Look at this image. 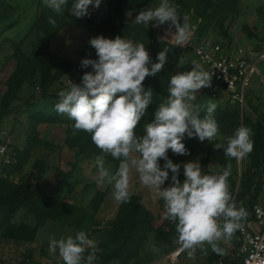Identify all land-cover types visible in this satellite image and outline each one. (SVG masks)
Wrapping results in <instances>:
<instances>
[{"label": "rangeland", "instance_id": "rangeland-1", "mask_svg": "<svg viewBox=\"0 0 264 264\" xmlns=\"http://www.w3.org/2000/svg\"><path fill=\"white\" fill-rule=\"evenodd\" d=\"M73 3L74 0H67L57 13L43 0H0V112H3L0 143L14 146L17 152L12 163L0 165V264H64L58 252L49 254V237H74V227L61 215L71 214L74 205L88 206L96 196L101 205L95 228H113L117 220L129 225L131 213L138 206L144 210L141 213L153 216L142 227L139 255L126 264H229L239 239L238 230L230 239L217 242L221 252L213 251L205 243L196 246L192 255L191 249H185L174 258L172 254L181 244L175 224L165 219L164 201L144 186L139 174L131 169L129 191L135 197L131 196L126 203L117 202L113 184L107 179L99 182L95 158L105 157L110 174H115L119 166L103 152L82 153V144L89 133L74 129V121L67 114L55 111L58 93L69 89L71 82L79 84L84 72L92 70L80 65L82 59H97L89 40L98 35L114 39L123 32L133 42L143 43L153 62H158V54L167 49L163 68L143 82L145 89L152 92L159 85L158 77L168 87L172 75L190 71L195 61L163 39L165 42L157 46L154 34L150 41L136 36L140 24L135 16L141 9L122 4V18L113 14L111 27L106 24L110 14L106 0H101L98 8L90 5L89 15L83 18L72 15ZM159 3L160 0H153L149 7L155 8ZM170 3L178 5L180 16L198 23L201 37L238 41L264 53V0H170ZM49 18L55 20L54 26ZM153 23L143 26L151 29ZM245 27L255 34L254 38ZM48 42L50 52L61 59L55 60L57 68L51 70L49 79L43 74L42 58L36 54L38 50L43 54ZM261 73L262 77L256 75L251 82V101L245 119L239 109L221 97H212L209 87L197 92L192 103L199 107L201 119L206 115L207 103L216 104L212 117L218 124L219 135L211 142L185 136L183 143L189 155H177L171 150L167 153L173 163L181 165L197 160L202 170L209 173H220L230 165L229 191L237 206L245 208L246 217L251 214L250 201L259 181V173L252 164L253 155L264 152V61ZM43 78L47 79L46 85L42 84ZM166 93L168 90L161 91ZM241 125L252 131L253 150L241 159L228 158L213 144L225 143L223 137L233 135ZM164 163L163 159L159 161L162 169ZM171 175L169 170V180L162 187L171 183ZM178 178L184 180L182 166ZM53 197L59 201L53 202ZM3 210L12 212L2 218ZM89 239L92 244L86 248L82 264H87V257L93 254L92 264H103L99 262L101 238L92 235Z\"/></svg>", "mask_w": 264, "mask_h": 264}, {"label": "clouds", "instance_id": "clouds-1", "mask_svg": "<svg viewBox=\"0 0 264 264\" xmlns=\"http://www.w3.org/2000/svg\"><path fill=\"white\" fill-rule=\"evenodd\" d=\"M59 13L67 0H43ZM101 0H74L72 15L83 18L89 15L92 5L100 6ZM138 24L154 22V27L168 25L167 35L183 44L191 35L188 17L181 18L178 5L170 0H160L155 8L141 10L136 16ZM182 21V22H181ZM55 25V20L49 18ZM175 31H172V29ZM97 59L85 58L81 68L85 71L79 84L58 93L55 111L67 114L74 121V129L91 135L93 143L105 154L119 160V168L110 174L103 155L95 158L98 180L113 184V197L117 202H129V173L139 174L141 183L152 189L164 201L165 219L175 224L178 242L184 249L207 243L215 252H221L217 242L230 239L242 227L240 221L247 216L244 207H238L229 191L228 177L231 166L220 173L203 171L199 161L173 163L168 151L189 155L183 140L198 138L211 142L219 135V127L212 117L216 104L209 101L206 115L200 118V109L192 101L201 89L211 86L212 75L193 62L190 71L177 72L170 77L168 96L158 105L154 119L145 124L144 134L135 132L147 108L152 104V91L145 89L146 77L156 75L167 60V49L161 51L158 62H153L143 43H135L121 36L114 39L103 35L90 38ZM250 128L241 125L233 135L223 137L225 143L213 144L223 150L228 158L241 159L253 150ZM165 161L163 169L159 161ZM183 167L184 180L178 178ZM171 183L162 187L169 180ZM92 244L84 231L73 237H49V254H59L64 264H82L86 248ZM94 254L87 257L92 264Z\"/></svg>", "mask_w": 264, "mask_h": 264}, {"label": "built area", "instance_id": "built-area-1", "mask_svg": "<svg viewBox=\"0 0 264 264\" xmlns=\"http://www.w3.org/2000/svg\"><path fill=\"white\" fill-rule=\"evenodd\" d=\"M188 23L191 35L183 44H177L173 37L167 35V24L160 27L153 26V30L158 37L181 47L212 75L211 86L208 88V93L212 97H221L225 103L239 107L241 112L247 110L251 82L256 75L263 76L260 71L264 53L238 41L203 38L198 34V23L190 17ZM172 31L175 29L173 28ZM16 154L14 146L5 142L0 143V165L5 162L12 163ZM241 225L236 256L241 259V264H264V168L261 174V192L251 214L241 222ZM183 250L181 245L176 251V257Z\"/></svg>", "mask_w": 264, "mask_h": 264}, {"label": "trees", "instance_id": "trees-1", "mask_svg": "<svg viewBox=\"0 0 264 264\" xmlns=\"http://www.w3.org/2000/svg\"><path fill=\"white\" fill-rule=\"evenodd\" d=\"M153 0H106V4L109 8L110 14H109V20L106 22L108 26L113 27L111 24L113 22L112 15L114 14L116 17L122 18V4H128L133 6L136 9H145L149 8V4ZM182 17V16H181ZM139 33L136 35L138 37L144 38L147 37V41H150V38L152 39V36L156 37L154 41L157 43V46L161 45L163 42H167L171 44L174 48L177 50H180L184 52V50L176 46L167 40L163 41L161 40V37H158L156 33L153 30V25H151V29L146 28L143 26V24H140L139 27ZM198 34H201V29L198 26ZM246 32L248 35L252 38L255 37V34L250 31L249 27H245ZM144 32V33H142ZM122 38L126 40H130L123 36V32L120 33ZM201 36V35H200ZM226 40V39H224ZM228 41V40H226ZM37 56L39 58H42V62L44 65L43 74L46 78L51 77V70L54 68H57V65L55 64V60H61L60 57H57L53 53L50 52V42L47 43L43 54L41 51H37ZM169 64V63H168ZM46 78H43L42 84L46 85ZM159 85H157L156 90L153 91L152 100L154 102L150 104L147 108V111L145 115L141 118L139 121L137 128L135 129V132L138 136L144 134V126L147 123H150L154 119V113L158 108V105L165 102L167 99L168 94H161V91H167L168 87L165 85L164 79L162 77H158ZM150 89V88H148ZM251 101V94L249 95L247 99L248 107ZM240 110L239 107H234ZM241 111V110H240ZM152 112V113H149ZM246 110L242 112V118L245 119ZM3 115V112H0V118ZM248 115V114H247ZM102 152L92 141L91 135L88 134V139L82 144V153H86L87 155H96L98 153ZM108 159L112 162L116 163L119 166L120 161L116 160L111 157V155L108 154ZM253 167L256 169V172L259 173V181H257V185L254 189V193L251 197L250 201V210L252 211L253 205L257 200V197L259 196L261 192V174L263 172L264 168V152L262 155H253ZM99 195V194H98ZM131 196H134L131 194ZM232 196V195H231ZM135 197V196H134ZM139 198H137L138 200ZM59 201L57 198L53 197V202ZM101 201L97 198V196L91 201V203L88 206L84 207H78L77 205H74L73 209L74 211L69 215H61V218L65 220L68 224L72 225L75 229V233L79 231H84L88 238H90L92 235H96L98 238H101V251L99 252V262L103 264H109L113 261H118L121 264H126L133 260L136 256H138L139 251L141 250V243H138L140 236L142 237V227L144 224H149V220H153V216L149 213H141L144 212L143 208L141 206H138L136 210L134 209L130 216V223L129 225L125 224V222H122L117 220L118 224L114 225L113 228L110 229H98L95 218L98 212V209L101 205ZM12 211H2V218L9 217L10 213ZM249 217V216H248ZM248 217L244 218L242 221H245ZM240 221V223L242 222ZM145 228V227H144ZM143 228V229H144ZM151 230V229H150ZM239 231V229H238ZM76 235V234H75ZM17 238V237H14ZM18 239V238H17ZM29 239V238H28ZM142 239V238H141ZM239 246V239L237 241L235 250L230 258L229 264H241V259L237 257V248Z\"/></svg>", "mask_w": 264, "mask_h": 264}, {"label": "bare ground", "instance_id": "bare-ground-1", "mask_svg": "<svg viewBox=\"0 0 264 264\" xmlns=\"http://www.w3.org/2000/svg\"><path fill=\"white\" fill-rule=\"evenodd\" d=\"M175 254H176V252H174V253L172 254V256H173L174 258H176V255H175Z\"/></svg>", "mask_w": 264, "mask_h": 264}, {"label": "crops", "instance_id": "crops-1", "mask_svg": "<svg viewBox=\"0 0 264 264\" xmlns=\"http://www.w3.org/2000/svg\"><path fill=\"white\" fill-rule=\"evenodd\" d=\"M184 250H185V249H184ZM184 250H183V251H184ZM183 251H182V252H183Z\"/></svg>", "mask_w": 264, "mask_h": 264}]
</instances>
